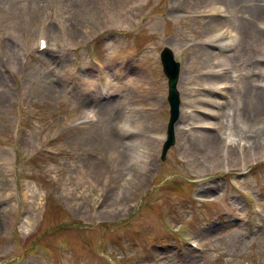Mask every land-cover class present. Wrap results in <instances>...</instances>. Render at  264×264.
<instances>
[{"label":"rangeland","instance_id":"obj_1","mask_svg":"<svg viewBox=\"0 0 264 264\" xmlns=\"http://www.w3.org/2000/svg\"><path fill=\"white\" fill-rule=\"evenodd\" d=\"M78 1L0 0V264H264V127L256 130L254 116L255 96L264 99V19L235 58L232 77L246 84L241 114L232 121L234 86L218 96L212 118L194 107H209L198 100L209 95L180 93L162 160L155 133L165 134L169 105L161 46L174 48L180 76L213 68L221 59L213 44L223 40L198 47L212 21L188 14L222 1L232 10L230 0ZM167 4L176 5L172 23L162 16ZM188 35L195 42L185 44ZM99 103L117 116L115 139L95 137L110 126ZM194 121L199 128L183 133ZM129 138L150 148L142 168L126 165ZM212 147L222 163L212 165ZM186 223L192 236L180 238Z\"/></svg>","mask_w":264,"mask_h":264},{"label":"bare ground","instance_id":"obj_2","mask_svg":"<svg viewBox=\"0 0 264 264\" xmlns=\"http://www.w3.org/2000/svg\"><path fill=\"white\" fill-rule=\"evenodd\" d=\"M32 1H36V0H32ZM42 1H47V0H42ZM70 1H72V0H70ZM127 1H128V3H131V0H127ZM23 2L32 4L31 0H23ZM78 2L79 3H85L84 0H82V1L79 0ZM216 3H218V2H212L210 4H216ZM230 4L232 7V10L235 13H239L241 15H244L243 17H241L237 21L236 31L228 30L225 23H223L224 22L223 20L215 19V18H209V20H211L212 22L207 24V26L205 27V30H211V36H210L209 40L207 39L208 41H210L212 43H215V42L220 41V40H226V42H230V41H232L233 37L241 35L242 41L244 42L245 37H250V38L256 37L259 34V32L262 30L261 22L264 19V15H263L264 0H230ZM194 10H198V9H194ZM209 10H210V15H220V16L225 15L223 7L213 6V7H210ZM226 32L229 33V35L225 36ZM241 44H242V42H241ZM241 50H242V48H241ZM239 51H240V49H239ZM212 60H211V64H212ZM261 60L264 61V53L262 54ZM235 63L236 62L234 60H230L229 63H226V66L224 67L222 74L224 72H231V74H229L228 77H225L221 81L212 80L210 82V84L212 86L210 88V91H212V92L221 91L225 87L233 86L235 80L232 78V76L235 72ZM182 98H184V97L182 96ZM211 103H216V101H210L207 104H211ZM99 105H100V108L98 107L97 113L102 115L101 121L103 122L105 119H107L110 126L107 130L97 133L95 137L97 138V140L101 139L103 141L115 139V135H113L114 125L112 124V122L117 116L112 111H111L112 113L107 112L106 106L104 104L102 105V103H99ZM123 107L125 109L128 108L127 103L125 101L123 103ZM255 109H256V112H254V116H255V119L257 120V124H259V126L256 127V130L260 131L258 128L264 127V111H263L264 110V99H262L259 95L255 96ZM85 110L87 111V108L85 106H83L82 107L83 114H85V112H86ZM129 111L131 113V116L134 117V122L136 124L137 123L141 124L143 120L136 113L134 108H129ZM90 113H93V112L92 111L87 112V114H89L91 117H94V114H90ZM83 116L84 115H82V117ZM126 118H127V115H126L125 119H122V122H125ZM180 120H179V123H180ZM176 130H177V127H175V129H174L175 134H176ZM165 133H166V131H165ZM155 137L158 139L159 145L161 146V142L163 141V139L165 137L163 130H161V131L159 130L158 132H156ZM127 142L128 143H127L126 149L128 152V164H126V165L128 167L129 166H139L140 168L144 167V165L146 164L145 158L148 157V155L146 153L150 151V148L148 146H146V144L140 140L131 141V139L129 138L127 140ZM135 146H136V149H135ZM231 146H232V144L230 145V148H231ZM245 149H246V146H245ZM222 150H223V148H220V153H222ZM209 152L213 153L212 157H214V162L212 165H215L216 163H222L221 160H218L216 157L217 149L215 147L210 148ZM102 168H104L102 175L103 174L105 175L106 169H105V167H102ZM129 181L132 183L134 182L132 180V178H130ZM203 197H205V196H203ZM24 220L26 221L25 218H22L20 221V223L22 225L25 222Z\"/></svg>","mask_w":264,"mask_h":264},{"label":"water","instance_id":"obj_3","mask_svg":"<svg viewBox=\"0 0 264 264\" xmlns=\"http://www.w3.org/2000/svg\"><path fill=\"white\" fill-rule=\"evenodd\" d=\"M164 57V53H162V58ZM164 65V71L168 77V86H169V95H168V100L172 106V101L175 97V95L171 94V92H175V83H176V77L173 76L167 69L166 63H163ZM172 76V77H171ZM173 143V130H172V123H169V127L167 129V138L165 140V143L163 145V153L166 152V149ZM164 155L162 156V158Z\"/></svg>","mask_w":264,"mask_h":264}]
</instances>
